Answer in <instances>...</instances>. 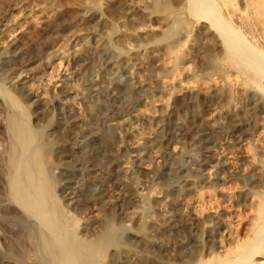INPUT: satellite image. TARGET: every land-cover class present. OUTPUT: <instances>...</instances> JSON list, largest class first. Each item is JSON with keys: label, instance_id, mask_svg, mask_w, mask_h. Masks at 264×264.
<instances>
[{"label": "rangeland", "instance_id": "1", "mask_svg": "<svg viewBox=\"0 0 264 264\" xmlns=\"http://www.w3.org/2000/svg\"><path fill=\"white\" fill-rule=\"evenodd\" d=\"M249 1L0 0V154L11 122L30 130L18 177L35 203L0 163V264H42L41 235L56 259L76 243L78 264H264V0Z\"/></svg>", "mask_w": 264, "mask_h": 264}, {"label": "bare ground", "instance_id": "2", "mask_svg": "<svg viewBox=\"0 0 264 264\" xmlns=\"http://www.w3.org/2000/svg\"><path fill=\"white\" fill-rule=\"evenodd\" d=\"M254 0H251V2H253ZM261 1V0H260ZM196 2V1H195ZM198 2V1H197ZM210 2V1H209ZM250 1H249V3H251ZM261 3V2H260ZM251 5V4H250ZM219 6V5H218ZM251 8H252V6H251ZM207 12V11H206ZM264 12V11H263ZM262 12V13H263ZM205 14V13H204ZM204 16V15H203ZM206 17V16H205ZM227 33H229V35H231V37H233V38H237V36H238V32L237 31H227ZM226 35V34H225ZM228 35V34H227ZM238 37H240V34H239V36ZM239 43V42H238ZM241 44V43H240ZM247 48V47H246ZM251 49V48H250ZM249 49V50H250ZM254 49V48H253ZM254 51H256V50H254ZM261 53H262V55L264 54V52H262V51H260ZM257 53V52H256ZM233 55V54H232ZM242 56V55H241ZM262 57H264V56H262ZM261 57V58H262ZM260 58V59H261ZM263 59V58H262ZM264 61V60H263ZM263 63V62H262ZM256 64V63H255ZM263 65V64H262ZM247 73V72H246ZM255 76V75H254ZM257 76V75H256ZM260 76V75H259ZM255 78V77H254ZM12 124V129H14V132H15V134H13V138H12V141H11V146H10V149H9V151L7 152L8 154L6 155V156H3V155H1L0 154V163H1V165H3L4 166V168L6 169V170H8V171H10L9 173H10V178H9V191H10V194H13V196L14 195H16V197L18 196V198L17 199H19L21 202H20V204H22V205H24V207H26V208H31V210H32V207L33 206H35V205H33V203H34V201H33V199H32V196H31V194H30V186L29 187H26V185H24V180H23V178H22V176L23 175H21V178L20 177H18V174L20 173L19 172V170H18V168H19V166H20V155H21V150H22V152H23V149L24 150H28L29 148H32L33 147V145H32V139H31V136H32V134H31V132H30V130L29 131H27V130H20V132H19V126L15 123V122H11ZM22 132V133H21ZM21 133V134H20ZM20 137V138H19ZM21 137H22V140L24 139V141H23V143H24V145L22 144V143H20L21 141ZM61 137V136H60ZM30 139L32 140V141H30ZM34 144V143H33ZM36 144V143H35ZM35 146V145H34ZM37 149H39V148H37ZM30 150V149H29ZM28 150V151H29ZM34 150V149H33ZM27 151V152H28ZM27 152L26 153H24L23 152V154H27ZM31 152V151H30ZM35 153V152H34ZM22 154V155H23ZM41 154H42V149H41V151H40V149H39V151H38V153L35 155H32V153L31 154H29L28 156V161H27V169H26V172L28 173V182L29 183H31V185L33 184L34 185V188H35V190H36V193L37 194H40V193H44L46 190H47V188H48V182L46 183V181H44L43 179H42V177H43V175L44 174H42V165H40L39 163H41V161H42V157H45V156H41ZM45 154V153H44ZM43 154V155H44ZM42 158V159H41ZM47 158V157H46ZM22 164H23V162H22ZM24 164H25V162H24ZM43 164H44V162H43ZM21 170V169H20ZM24 173V172H23ZM44 173V172H43ZM22 174V173H21ZM26 184V183H25ZM50 185V184H49ZM32 192V191H31ZM36 194V195H37ZM10 196V195H9ZM41 196V195H40ZM37 197H39V195L37 196ZM47 198V197H46ZM1 199V198H0ZM19 200L17 201V202H19ZM36 201V200H35ZM38 201H40V199L38 200ZM261 201V200H260ZM37 202V201H36ZM45 203V202H44ZM260 203V205H259V212H258V214L260 213V215L264 218V198L262 199V201L261 202H259ZM35 204V203H34ZM38 206V205H37ZM42 208H43V206H41ZM45 207V206H44ZM3 208V207H2ZM1 208V209H2ZM45 210H47V208L45 207L44 208ZM35 211V210H34ZM57 211V210H56ZM44 213L45 212H43L42 213V215H44ZM48 215H49V213H47ZM46 214V215H47ZM50 218V217H49ZM58 218V217H57ZM52 219V218H51ZM48 221V220H47ZM57 221H59V220H57ZM50 222H51V220H50ZM54 222V221H53ZM58 223V222H57ZM51 224V223H50ZM54 225V224H53ZM53 228L54 227H57V225L56 226H52ZM58 228H54V230H57ZM62 229V228H61ZM64 229V228H63ZM28 230V229H27ZM37 230V229H36ZM59 230V229H58ZM57 230V231H58ZM49 231V230H48ZM60 231V230H59ZM30 232V231H29ZM40 232H42V231H40ZM49 232H51V231H49ZM62 232V231H61ZM61 232H59V233H61ZM58 233V234H59ZM27 234H30V233H28L27 232ZM25 235V236H30V240H32V238H34L35 237V235H34V233L33 232H31V234L30 235ZM50 234V233H49ZM63 234V233H62ZM41 235V234H40ZM44 235V234H43ZM61 235V234H60ZM60 235H56V236H59L60 237ZM20 236V235H19ZM38 236V235H37ZM23 237V236H22ZM42 235H41V240H40V248L41 249H44L42 252L43 253H41L40 252V257H41V261H43V263L42 264H63V262L64 261H66V263L67 264H69L67 261H71V263L72 264H78V261H82L83 259V256L81 255V250H80V248H79V246H77L76 245V243H74V242H70V243H68L67 245H65L64 246V250L62 251L61 249L62 248H59L60 249V252L62 251V258H60V259H56L55 257H53V256H51V253L53 252V250H54V248H52L51 246V244H50V242H49V238L47 237V238H43L42 239ZM63 238V237H62ZM64 238H66V237H64ZM18 239H19V237H18ZM21 239V238H20ZM19 239V240H20ZM55 239V238H54ZM57 239H59V238H56V241H58ZM18 240V241H19ZM22 240V239H21ZM26 240V239H25ZM51 241V240H50ZM61 241V240H60ZM76 241H78V240H76ZM31 242H34V241H31ZM54 242V241H53ZM102 242V241H101ZM52 243V242H51ZM34 245V244H33ZM55 245V244H54ZM82 245V244H81ZM54 247V246H53ZM86 249H88V251L90 252V253H94V252H97L98 251V249H99V247H100V241H98V238H97V240H95V241H92V242H88V243H86ZM36 248H37V246H36ZM25 250V249H24ZM24 250H23V252H24ZM18 251V250H17ZM27 251V250H26ZM52 251V252H51ZM247 251V250H246ZM11 252V251H10ZM244 253V252H243ZM249 252L247 251V253L245 252V254H240L239 255V253H238V255L237 256H233L234 258H232L231 256V258H229L228 257V259H226V261H224V259H222L223 261H224V263H220V264H234L236 261L234 260V259H236V260H241L242 259V261L240 262V261H238V262H236L237 264H250V259H249V256H247V255H249L248 254ZM53 254V253H52ZM54 255V254H53ZM25 256V255H24ZM18 257V256H17ZM59 257H60V255H59ZM29 258V257H28ZM26 259H27V257H26ZM243 259H244V261H243ZM20 261V260H19ZM24 262V261H26V260H21V262ZM40 261V260H39ZM216 261V260H215ZM218 261V260H217ZM20 263V262H19ZM26 263V262H25ZM66 263H64V264H66ZM28 264V263H27ZM206 264H208V263H206ZM214 264H215V262H214ZM219 264V263H218Z\"/></svg>", "mask_w": 264, "mask_h": 264}]
</instances>
